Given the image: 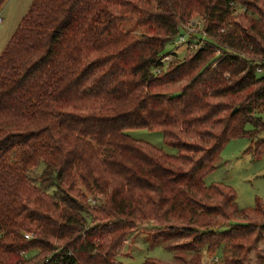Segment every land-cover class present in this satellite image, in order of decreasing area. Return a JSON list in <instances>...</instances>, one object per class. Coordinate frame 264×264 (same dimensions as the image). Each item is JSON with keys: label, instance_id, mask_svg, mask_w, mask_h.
I'll return each mask as SVG.
<instances>
[{"label": "trees", "instance_id": "16d2710c", "mask_svg": "<svg viewBox=\"0 0 264 264\" xmlns=\"http://www.w3.org/2000/svg\"><path fill=\"white\" fill-rule=\"evenodd\" d=\"M195 15L206 38L165 70ZM258 68L264 0H33L0 54V264H133L120 249L145 222L176 261L142 264H251L264 202L205 178L232 139L264 152Z\"/></svg>", "mask_w": 264, "mask_h": 264}, {"label": "rangeland", "instance_id": "374dc122", "mask_svg": "<svg viewBox=\"0 0 264 264\" xmlns=\"http://www.w3.org/2000/svg\"><path fill=\"white\" fill-rule=\"evenodd\" d=\"M33 0H7L0 9V54L6 46L11 35L17 28L21 19L27 13ZM241 10L240 7L237 8ZM190 22V23H189ZM184 23L181 26L184 30L191 31L192 35L186 37L187 42L179 45L173 41L166 44L164 53L176 52V56H169L165 62L164 69H168L169 61L172 59H182L186 57L191 50L190 45L201 43L206 38L205 22L202 16L195 15L191 21ZM125 30L130 31L131 34L136 35L138 29L134 22L126 21L122 24ZM183 29V28H182ZM200 43L198 45H200ZM197 45V46H198ZM193 47V46H192ZM196 48L194 47V50ZM219 53V51H217ZM264 120V111L261 113ZM250 128V125H248ZM131 136L137 139L146 140L153 145L163 148L169 154H176V149L166 146L162 142V134L158 131H150L147 129H132L128 131ZM264 138V133L261 134ZM252 141L249 138H236L230 140L223 148L220 160L215 170L205 178L207 185L213 182H223L234 188L237 194V204L240 209L253 208L257 200L264 202V152L259 159L253 157L250 146ZM41 171L38 167L31 171V176H37ZM89 196L88 192H86ZM89 200V198H88ZM151 223L145 222L142 227L136 232L128 236L127 242L122 245L119 255V260L130 262L133 264H142L146 258L153 257L163 262L174 263V254L165 246H150L147 242V237L152 233ZM28 235V234H27ZM187 238L170 241V243H179L186 241ZM38 254V250L31 249L26 255L33 258ZM42 255V254H41ZM40 255L39 259L42 257ZM264 255V239L258 244V248L249 254V262L255 264L260 256ZM218 256V255H217ZM220 257V256H219ZM209 259V256L204 257L205 264H221V259ZM217 258V259H216Z\"/></svg>", "mask_w": 264, "mask_h": 264}, {"label": "built area", "instance_id": "2783aa9c", "mask_svg": "<svg viewBox=\"0 0 264 264\" xmlns=\"http://www.w3.org/2000/svg\"><path fill=\"white\" fill-rule=\"evenodd\" d=\"M1 21H2V19H1V17H0V23H1ZM190 31H191V29H189ZM185 42H187V39H186V34L185 35H180L179 37H178V42L177 43H185ZM192 48H197L198 46L196 45V44H194V45H190ZM168 58V57H167ZM166 58V59H167ZM257 72L258 73H263L264 72V70L261 68H258L257 69ZM26 237L28 238L29 237V235H26Z\"/></svg>", "mask_w": 264, "mask_h": 264}, {"label": "water", "instance_id": "95a60500", "mask_svg": "<svg viewBox=\"0 0 264 264\" xmlns=\"http://www.w3.org/2000/svg\"><path fill=\"white\" fill-rule=\"evenodd\" d=\"M236 110H237V108H235V109L233 110L232 114H233Z\"/></svg>", "mask_w": 264, "mask_h": 264}]
</instances>
